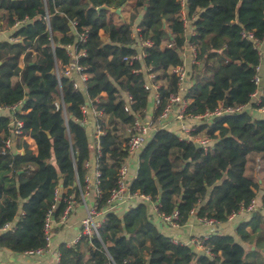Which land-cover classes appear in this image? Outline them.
<instances>
[{"label": "trees", "instance_id": "trees-1", "mask_svg": "<svg viewBox=\"0 0 264 264\" xmlns=\"http://www.w3.org/2000/svg\"><path fill=\"white\" fill-rule=\"evenodd\" d=\"M103 5L121 11L99 8ZM186 10L192 19L196 16L190 40L197 45L199 60L189 69L188 110L200 114L220 102L248 104L257 89L260 54L243 32L264 40V0H187ZM181 13L180 0H0L1 28L10 29L16 17L27 18L10 29L20 39L0 38V104H20L24 132L37 144L33 149L19 138L18 150L4 152L10 118L0 114V226L15 224L0 233V247L22 253L47 246L48 211L57 202L58 217L65 207L63 198L79 196L78 180L86 185L85 163L94 150L89 130L80 122L81 106L88 96L103 92L107 97L101 106L109 115L100 139L99 202L100 207L106 205L129 156L125 143L134 120L124 109L121 93L135 96V111L143 112L151 102L145 73L134 69L146 64L156 73L161 85L156 116L171 93L180 92L178 76L171 70L183 62ZM74 19L79 32L88 30L87 40L78 45L87 51L80 63L92 74L88 93L75 88L71 77L63 75L59 82L55 72L56 63L71 61L67 46L78 38L70 23ZM136 27L141 28L138 38H151L154 44L142 62L131 64L124 56L137 50ZM262 89L264 93V81ZM254 109L203 125L213 139L207 150L181 138L177 130L158 129L140 154L131 189L158 201L161 213L178 210L183 225L194 215L228 221L232 212L257 198L260 188L247 174L249 155L264 154V114ZM261 197L264 204V192ZM100 232V238L62 243L60 264H264L263 209L241 222L234 234L213 233L203 251L174 243L154 222L145 201H135L121 213L109 211Z\"/></svg>", "mask_w": 264, "mask_h": 264}, {"label": "built area", "instance_id": "built-area-1", "mask_svg": "<svg viewBox=\"0 0 264 264\" xmlns=\"http://www.w3.org/2000/svg\"><path fill=\"white\" fill-rule=\"evenodd\" d=\"M182 4V13L181 19L183 21L186 41L180 49L181 57L183 62L172 68V72L178 76V81L180 84V92L171 93L168 102L163 106L161 112L158 116L155 115L156 109L161 104V94L160 87L161 85L156 82V73L148 67L146 64H142L140 68L134 69L135 72L143 71L145 73V87L151 92L152 95V113H149L148 107L143 112L135 111L133 108L134 103L136 102L135 96L129 91H122L121 97L123 100L124 109L131 115H133V123L129 128L131 132L128 140L125 145L128 149L129 156L138 155L140 157L141 152L146 147L148 142L154 137L158 129L168 127V120L170 118L175 119L179 123V128L177 130L179 136L188 141L195 142L198 146L207 150L211 147L213 139L206 133L202 128L203 125L211 123L212 120L216 117H222L232 113L243 112L251 108H256L259 112L264 114V93H263V81H264V40H259L252 31L243 32V36L251 39L255 47L258 49L260 54V63L257 65V73L254 77V80L257 84V89L252 94V100L248 104H239V105H225L223 102L213 108H207L203 113L194 114L188 110L191 103V98L186 97L185 93L191 84L189 69L190 65L197 63L198 60V48L197 45L190 40L191 35L194 34L193 30V20L187 13V0H180ZM49 14L46 15L48 21V29L51 30L49 23ZM27 21V18H17L15 23L10 29H17L23 23ZM71 26L73 31L78 35L77 41L75 43L68 44L67 52L71 56V61L68 64H59L56 63L55 72L58 77V81L61 82L62 76L71 77L74 82V86L77 89L83 90L85 93H88L87 82L92 76L90 72L87 71V67L80 63L81 56L87 54L85 48H79V43H84L88 37V30L78 31V21L72 20ZM5 28L0 27V33L4 31ZM9 29V30H10ZM141 31L140 27H136L133 32V36L138 38ZM20 38L9 35L8 40H18ZM154 44L153 39L151 38H142L139 37L136 42L137 50L136 52L124 56V60L127 63H134L135 61H143L147 55L146 49L152 47ZM169 46L172 43H168ZM107 94L103 92L101 95L97 96H88L86 103L82 104V113L83 117L80 119V122L87 127V129L92 131L91 139L93 146V154L85 163V166L88 169L86 176V185L83 187L78 180L77 184L79 186V196L76 193H71L66 195L63 200L65 202V207L63 211L59 214L58 217L55 216V211L57 207V202L52 205V208L48 211L44 230L47 238V246L44 248H39L36 250H29L27 253H36L42 254L46 252L51 245L53 227L55 224L67 225L72 214L77 210L79 204L84 206L85 214L81 218L80 229L77 235L68 243L69 245L79 242L84 236H97L101 237V227L105 220V215L109 211H116L121 213V207L125 206L128 208L135 201H145L150 206L153 207L154 211L168 226L171 228H180L183 226L180 222L179 211L175 210L170 214H164L159 211L158 201H153L151 196L141 194L138 191H133L131 189V183L128 180L129 175V163L124 162L119 170V180L116 187L112 190L111 196L108 199L104 207H100L99 198L101 196L102 190L100 187V176L102 175L100 167V158L102 155V146H101V135L105 133V123L108 119V113L101 106V104L106 99ZM57 107H60V102H57ZM64 110L65 104L61 103ZM256 107H255V106ZM21 111L20 104H14L11 106H4L0 104V114H5L9 116L10 122V135L4 139V152L7 151H16L18 150L17 141L19 138L27 139L30 147L36 149V141L34 138L30 137L24 132V122L19 117L18 112ZM31 141H34L36 146L31 145ZM93 196V202H89L90 196ZM61 198L59 189L56 190V200L59 201ZM126 208V209H127ZM260 209L264 210V204H259L255 198L248 205H243L238 211H234L230 214L228 221L234 220L236 217L248 215L250 216L254 211ZM195 214V212H193ZM198 222L203 225L216 226L220 224L215 217L208 216H198L195 215ZM15 227L14 223H7L4 226H0V232H5L8 230H13ZM212 234H203L191 236L188 240L184 241L179 237L171 236V240L174 243L180 244H189L192 245L195 249L203 251L208 250L207 242L211 238ZM61 253L60 250L56 251V259L54 264H60Z\"/></svg>", "mask_w": 264, "mask_h": 264}, {"label": "crops", "instance_id": "crops-1", "mask_svg": "<svg viewBox=\"0 0 264 264\" xmlns=\"http://www.w3.org/2000/svg\"><path fill=\"white\" fill-rule=\"evenodd\" d=\"M103 34V33H102ZM9 34H6L5 38L2 39H9ZM152 100L148 106L149 113H152ZM250 110L253 111V108ZM255 110V109H254ZM254 113L259 114L258 110H255ZM256 114V115H257ZM261 114V113H260ZM170 129L178 130L179 123L173 118H170L168 120V127ZM92 131H89V134L91 136ZM31 145L33 147L36 146L34 141H31ZM127 162L129 163V175L128 180L132 182V180L136 177L138 166H139V157L138 155H131ZM259 183L262 185L258 189V196L257 201L259 204H262V194L264 192V182L262 179L258 180ZM94 198L91 195L89 202H93ZM127 207L125 206V209ZM124 207H121V212H123ZM85 214L84 206L79 204L77 207V210L72 214L70 217V220L67 225H59L55 224L53 227V235H52V241L50 248L42 253V254H36V253H27V252H14L8 248L0 247V264H54L56 259V251L59 250V247L62 243H69L79 232L80 229V222L81 218ZM151 215L154 220V222L159 226V228L167 235L179 237L180 239L186 241L191 236L195 235H203V234H213V233H235V230L237 226L243 222L245 219H248V215H243L236 217L234 220H229L226 222H222L216 226H208L203 225L202 223L198 222L196 216H192L191 219L184 224L180 228H171L168 226L161 218L158 217L156 212L154 211L153 207L151 206ZM2 233V232H0ZM252 247H255L254 245ZM199 250V249H198Z\"/></svg>", "mask_w": 264, "mask_h": 264}, {"label": "rangeland", "instance_id": "rangeland-1", "mask_svg": "<svg viewBox=\"0 0 264 264\" xmlns=\"http://www.w3.org/2000/svg\"><path fill=\"white\" fill-rule=\"evenodd\" d=\"M125 18H129V13L124 12ZM118 19V18H117ZM10 30L9 29H4L3 32L0 33V38H5L6 34H9ZM103 35L104 32L102 31ZM152 99V96H151ZM247 174L252 176L255 181L259 183V179H262L264 182V154L262 153H252L249 155V160L247 164ZM260 184V183H259ZM262 185L260 184V187ZM264 186V184H263ZM264 188V187H263Z\"/></svg>", "mask_w": 264, "mask_h": 264}, {"label": "water", "instance_id": "water-1", "mask_svg": "<svg viewBox=\"0 0 264 264\" xmlns=\"http://www.w3.org/2000/svg\"><path fill=\"white\" fill-rule=\"evenodd\" d=\"M99 8H108V9H110L112 11H116V12H120L121 11V8H113V7H108L106 5L100 6ZM1 63L2 62L0 61V65H1Z\"/></svg>", "mask_w": 264, "mask_h": 264}]
</instances>
